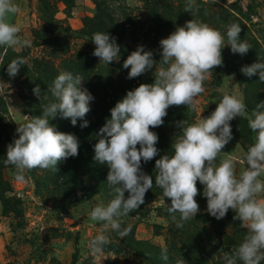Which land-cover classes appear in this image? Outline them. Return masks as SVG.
I'll list each match as a JSON object with an SVG mask.
<instances>
[{
  "label": "rangeland",
  "instance_id": "1",
  "mask_svg": "<svg viewBox=\"0 0 264 264\" xmlns=\"http://www.w3.org/2000/svg\"><path fill=\"white\" fill-rule=\"evenodd\" d=\"M20 7L12 22L21 27L20 35L31 41L28 47H0V264H225L224 246L232 252L242 242L246 230L235 213L217 220L207 212L203 185L197 182L196 197L200 211L183 228H177L167 211L170 200L153 184L140 208L122 218L121 228L129 229L121 238L112 230L106 235L109 244L101 254L93 255L89 242L103 232L101 223L89 219L90 211L112 198L107 185L108 167L94 160V145L99 129L110 118V109L129 90L154 82L155 67L145 74L128 79L130 69L123 68L127 56L144 46L159 62V41L191 19L209 24L226 33L238 23L240 38L252 49L247 54H233L230 46L222 50L223 66L216 67L205 81V92L198 97L196 112L187 106H171L164 124L150 129L158 134L160 156L174 154L172 143L180 135L176 122L189 124L200 116H209L224 92L244 98L249 114L264 101V82L259 75L251 78L240 70L245 65L264 62V0H196L198 8L184 12L185 0H16ZM107 32L116 37L121 48L120 60L106 65L92 53L91 37ZM27 59L14 78L7 74V64L17 57ZM71 72L83 80L94 100L84 117L87 127L78 119L50 120L60 132L73 134L79 140V154L57 165V171L34 169L26 181L15 180V170L6 165L7 146L18 138V123L26 117L40 115L45 105L55 102L48 88L61 72ZM250 80V81H248ZM39 85L41 98L33 93ZM7 97V100L4 99ZM203 111V112H202ZM202 112V113H201ZM233 139L223 151L243 156L255 134L244 118L231 122ZM155 157L142 162V170L155 180ZM243 165H239L242 170ZM128 193H125L127 197ZM207 214V215H206ZM211 219L210 223L204 220ZM178 216V214H177ZM203 219V220H202ZM238 235L235 236V235ZM233 241V242H231ZM237 245H234L236 244ZM168 249L169 260L160 259L162 248ZM264 264V262H262Z\"/></svg>",
  "mask_w": 264,
  "mask_h": 264
},
{
  "label": "clouds",
  "instance_id": "2",
  "mask_svg": "<svg viewBox=\"0 0 264 264\" xmlns=\"http://www.w3.org/2000/svg\"><path fill=\"white\" fill-rule=\"evenodd\" d=\"M198 8L196 0H185L184 12ZM20 7L16 0H0V47H28L31 41L20 35L21 27L12 22ZM238 23L228 26L226 33L209 24L191 19L177 27L167 38L159 41L160 60L152 51L140 45L123 62L128 79L137 78L155 67L154 82L140 84L116 102L110 109V118L97 133L94 160L109 169L107 185L112 197L105 205L97 204L89 219L103 225V232L89 242L93 255L101 254L110 240L107 233L115 231L119 237L128 235L129 229L121 228L122 218L136 212L145 203L146 193L153 184L170 200L167 211L177 228L195 218L200 211L196 197L200 195L197 182L203 185L202 195L207 200V212L220 220L229 210L246 230L242 242L232 253H225V264H262L264 262V101H260L249 114L244 98L224 92L215 110L207 117L188 123L176 122L180 135L172 143L174 154L160 156L157 148L158 134L150 129L164 124L171 106H187L196 112L198 97L205 92V81L216 67L223 66L222 50L230 46L233 54L241 56L252 46L240 38ZM91 40L95 44V57L106 65L120 60L121 48L116 37L107 32H96ZM24 57H17L7 64V74L14 78ZM251 78L259 75L264 82V62L245 65L240 70ZM83 80L71 72H61L47 89L55 102L45 105L40 115L26 117L18 123V138L7 146L4 163L15 170V180L26 181V174L34 169L57 171V165L79 154V140L73 134L60 132L50 124L59 115L70 119L75 126L84 120L94 100L87 89L81 88ZM33 93L41 98V88L36 85ZM7 100V97H4ZM203 112V111H202ZM201 112V113H202ZM244 118L254 136V143L238 160L223 149L233 139L230 122ZM156 175L142 170V162L155 157ZM243 165L239 170V165ZM125 193H128L127 197ZM178 214V216H177ZM160 259L169 260L168 249L162 248ZM176 264H184L181 258Z\"/></svg>",
  "mask_w": 264,
  "mask_h": 264
},
{
  "label": "trees",
  "instance_id": "3",
  "mask_svg": "<svg viewBox=\"0 0 264 264\" xmlns=\"http://www.w3.org/2000/svg\"><path fill=\"white\" fill-rule=\"evenodd\" d=\"M248 81H250V80H248ZM246 150H247V149H246ZM206 215H207V214H206ZM206 215H205V218H204V220H206V222L210 223L211 219H208V218H206V217H207ZM202 220H203V219H202ZM235 236H237V237H238V235H237V234H236ZM228 241H230V239H227V241H226V243H225V244H226V246H224V250H225V252H226V253H231V251H230V250H228V249L230 248V247L228 248V245H227V244L229 243ZM231 242H233V241H231ZM234 245H237V243H236V244H234Z\"/></svg>",
  "mask_w": 264,
  "mask_h": 264
}]
</instances>
